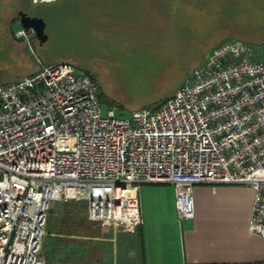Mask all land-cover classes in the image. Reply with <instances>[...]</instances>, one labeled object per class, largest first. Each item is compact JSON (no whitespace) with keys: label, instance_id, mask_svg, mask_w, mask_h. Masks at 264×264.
<instances>
[{"label":"built area","instance_id":"obj_1","mask_svg":"<svg viewBox=\"0 0 264 264\" xmlns=\"http://www.w3.org/2000/svg\"><path fill=\"white\" fill-rule=\"evenodd\" d=\"M18 38L25 30L16 31ZM233 37L156 108L104 107L71 62L0 82V264H38L52 204L84 198L100 224L143 221V184H170L179 221L198 184L253 188L248 230L264 240V55Z\"/></svg>","mask_w":264,"mask_h":264},{"label":"rangeland","instance_id":"obj_2","mask_svg":"<svg viewBox=\"0 0 264 264\" xmlns=\"http://www.w3.org/2000/svg\"><path fill=\"white\" fill-rule=\"evenodd\" d=\"M128 1L60 0L37 11L30 9L46 20L48 38L43 44L32 34L12 37L9 30L22 26L17 20L8 27L6 18L13 13L0 7L5 17L0 33V82L9 85L43 65L71 62L93 74L104 107L115 105L118 114L128 116L162 104L203 65L212 49L233 37L249 41L264 55V0H140L152 6L151 15L136 13L129 16L131 20L118 19L120 5L132 13ZM107 10L114 17L100 18ZM86 210L84 198L52 204L38 264L49 242L74 239L73 233L62 229L70 220L84 216L83 225L98 223L88 218Z\"/></svg>","mask_w":264,"mask_h":264},{"label":"crops","instance_id":"obj_3","mask_svg":"<svg viewBox=\"0 0 264 264\" xmlns=\"http://www.w3.org/2000/svg\"><path fill=\"white\" fill-rule=\"evenodd\" d=\"M139 2L126 3L132 13L120 5L118 19L151 15L152 6ZM110 14L107 10L100 18ZM139 197L141 224L93 223L81 234L73 233L74 239L49 242L41 264H264V240L248 230L254 197L250 186L196 185L195 215L182 222L170 184H143Z\"/></svg>","mask_w":264,"mask_h":264},{"label":"flooded vegetation","instance_id":"obj_4","mask_svg":"<svg viewBox=\"0 0 264 264\" xmlns=\"http://www.w3.org/2000/svg\"><path fill=\"white\" fill-rule=\"evenodd\" d=\"M59 1L60 0H0V7H2V6L5 7L6 6V7L9 8V10H8L9 13L10 12L13 13V15H11V16L6 18V22L8 21L7 25L9 27L11 22H14V21H17V20L20 22L19 11H25L27 14L32 15V16L33 15L41 16V15L36 14V13L31 14L29 12L30 9H32L34 11H37L38 8H42L43 6L47 7V6L51 5V4L57 3ZM4 22H5V17H4L3 11H0V33L2 32L1 31V23H4ZM20 24H21V22H20ZM9 32L12 35V37L18 38L16 36V31L14 32V31H12V29H10ZM28 34H30V35L32 34L33 36L36 37L35 32L33 30H25V36H28Z\"/></svg>","mask_w":264,"mask_h":264},{"label":"water","instance_id":"obj_5","mask_svg":"<svg viewBox=\"0 0 264 264\" xmlns=\"http://www.w3.org/2000/svg\"><path fill=\"white\" fill-rule=\"evenodd\" d=\"M19 15L22 27L25 30H33L38 42L43 44L48 38V34L45 31L46 21L44 18L37 15H29L25 11H19Z\"/></svg>","mask_w":264,"mask_h":264},{"label":"trees","instance_id":"obj_6","mask_svg":"<svg viewBox=\"0 0 264 264\" xmlns=\"http://www.w3.org/2000/svg\"><path fill=\"white\" fill-rule=\"evenodd\" d=\"M86 213H87V210H86ZM83 221H85V217L84 216H82L81 219L77 218L75 220V218H74V220H70L69 225L67 224V225L62 226V229L66 233H79V232L81 233V232H84L85 229H83V227L88 228L89 225L88 226L83 225L84 224V223H82Z\"/></svg>","mask_w":264,"mask_h":264}]
</instances>
